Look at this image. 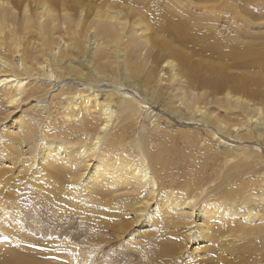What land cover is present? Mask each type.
Here are the masks:
<instances>
[{
	"label": "rangeland",
	"instance_id": "obj_1",
	"mask_svg": "<svg viewBox=\"0 0 264 264\" xmlns=\"http://www.w3.org/2000/svg\"><path fill=\"white\" fill-rule=\"evenodd\" d=\"M10 1L12 13L0 19V74L11 73L7 62H13L16 74L26 77L27 91L12 106L0 93V233L3 222L12 228L1 217L4 208L9 220L18 226L6 240L9 245L3 250L5 256H0V264H18V251L23 264H47L60 260L61 254L73 258L75 264H264V125L260 126L264 115L252 112L250 106L244 108L240 102L231 104L223 97L224 92L240 89L219 81L224 76L247 73L244 77L258 84L246 88L257 86L255 101L264 108V0ZM42 4L54 8L58 15L49 31L39 27L38 7ZM106 9L121 14L125 21L122 39L98 29V16ZM95 41L117 47L108 46L100 55L91 56ZM257 51L263 54V58L257 55L263 59L256 64L260 68L249 65ZM177 52L180 58H175ZM168 53L174 55L171 59L179 64L186 81L178 90L177 81L170 80V70L165 67L159 71L160 59ZM191 65L199 66L202 76L213 81L220 100L213 96V86L208 82L201 85L191 81ZM116 68L120 82L108 79L116 75ZM70 69L71 76H61ZM68 86L75 91L58 98L59 91ZM92 89L115 90L139 107L135 120L125 121L119 110L114 113L108 128L101 132L99 148L104 158L112 154L116 160L122 154L135 165L143 160L149 164V173L160 187L156 189L157 200L150 201L152 219H148V211L141 215L133 210L132 188L117 189L112 182L119 180L97 178L95 170L104 169L106 160L102 164L94 157L89 162L91 167L79 168L68 178L62 169L51 172L43 162L56 157L65 161L66 168L73 167L71 158H76L81 143L75 131L61 128L69 129L68 124H81L82 120L81 116L78 121L65 119L61 106L74 92L91 93ZM193 92L203 94L196 98ZM238 94L245 102L255 103L251 94ZM188 102H195L203 113L190 110ZM90 115L103 117L97 112ZM213 117L230 129H240L234 130L233 136L222 134L207 119L212 121ZM257 125L258 137L242 135H250V131L253 135ZM43 128L53 134L48 139H56L58 146L69 151L61 149L52 154L45 150L42 145L48 140L38 131ZM9 131L12 139L8 138ZM114 133L118 144L110 151L106 149L107 136ZM30 147L42 150L34 164ZM19 152H27L28 158L19 159ZM124 167L118 168L121 176ZM131 174L137 177L128 170V176ZM107 176L119 178L111 173ZM100 182L109 183V189L98 192ZM170 190H175L178 199H194L193 204L183 211L171 210L166 206ZM210 206L220 208L218 223L234 219L242 228H204L205 216L198 210ZM187 210L190 213H185ZM170 211L182 217L186 214L188 224L184 226L182 219L175 217L167 225L165 217ZM200 231L210 232L204 236L198 234ZM168 242L177 244L170 250ZM62 260L57 262L70 264L68 259Z\"/></svg>",
	"mask_w": 264,
	"mask_h": 264
},
{
	"label": "bare ground",
	"instance_id": "obj_2",
	"mask_svg": "<svg viewBox=\"0 0 264 264\" xmlns=\"http://www.w3.org/2000/svg\"><path fill=\"white\" fill-rule=\"evenodd\" d=\"M13 9H14V6H12V2L10 0H0V19L2 21L4 19H7L8 14L10 15L12 13ZM38 9H39V15H40V26H39L40 29L44 30V31L52 30L54 27V23L58 20V15H57L56 10L54 8H50L48 5H45V4L40 5V7H38ZM25 10L28 11V8H25ZM104 11H105V13H104ZM104 11H101L100 15L98 16V19H97L98 24H99L98 29L107 35L117 37L118 39H120L122 34L124 33V30L126 27L125 21L122 20V18L120 17L121 14H119V16L116 14H112V12L109 9H106ZM63 12L68 13L66 10H63ZM185 25H187V24L185 23ZM199 35H200L199 31H197L196 36L199 37ZM85 38H87V37H85ZM95 43H96L95 47H90V49L93 48V51L90 50L91 56L100 55L101 53H103L107 50L108 46H111L114 48L117 47V46L110 45V43H108L106 41L105 42L104 41L103 42H101V41L96 42L95 41ZM66 46H70V45L67 44ZM88 46H86V47H88ZM258 53L259 54L254 55L253 59L251 58V60L249 61V65L256 66V64L260 63V60L264 59L263 54L261 52H258ZM257 55H261V58H263V59H261L260 57L257 59ZM173 56H174L173 54L168 53L165 56L163 55L161 57V59H160L161 65L159 66L161 68L159 69V71L162 72L165 69V67H166V69L168 68L171 72L170 80L171 81H173V80L177 81V84L175 85V90H178V88L182 85V83H184L186 81L182 78V76L180 74L181 68H180L179 64L176 63L173 59H171V57H173ZM175 58H180V54L178 52L176 53ZM184 59L187 62H189V57L186 56ZM6 62H7V60H6ZM7 64H8V66H10V68H12V70H11V73L7 72L3 75L0 74V88L1 87L3 88V89H1L2 91H0V93L4 94L6 101L8 102L9 105L12 106L14 104H18L19 100H22V97L24 96V94L27 91V85H26L27 83L25 82L26 77H20V76H18V74H16V71H15L16 67H15V64L13 62L8 61ZM203 66H205V65H203ZM256 67L260 68V66H256ZM71 69L69 71L62 72L61 76H63V75L71 76V74H70ZM117 74H118V69L116 68V75L113 77H109L108 79H113V80H116L118 82L122 81V80L117 79ZM240 74L241 75H239V76H226V77L224 76V78L219 80V81H221L220 84H224V86L229 85L228 87H231L232 89L236 88V87H238V89H240L236 93H232L231 91L226 90V92H224V94H223V97L226 98V100L232 101L231 104H233L234 102H240V104H242L244 108H246L247 106L248 107L250 106L249 108H250V110H252V112H256L257 114H259V116L264 115V108L259 106L260 102L255 101L256 95H257V93H259V90L257 88H254L257 86H254L252 89L250 88V90H247V88H246L247 86L250 87L251 85H256L258 83H255L251 79H248V76L244 77L245 75H247V73H244V74L240 73ZM160 76H163V74H160ZM256 77H257V80L260 79L259 75H256ZM162 79H163V77L160 78V83L162 82ZM98 81H100V80H98ZM191 81L200 82L201 85H206L208 82L207 85L213 86V88L211 90L213 96L217 97L216 94L218 93L217 92L218 88L215 87V85L211 79L202 76L200 67L197 65H191ZM231 83H235L236 85L231 86L230 85ZM144 86L146 87V84H144ZM67 88L60 90L59 93L57 94L58 95L57 97L59 98L60 95L69 94V93H72L73 91H75L74 89L69 88V86ZM148 88H150V87L148 86ZM146 90H148V89H146ZM151 91L153 93H155L154 89ZM241 91H245V92L251 94L255 103H250L249 101L245 102L243 97L240 94H238ZM203 92H200V93L203 94ZM200 93L193 92L192 94L196 98H198L200 96ZM203 96H205V95H203ZM223 97L221 96L222 99H223ZM217 99L220 100L219 97H217ZM62 104L63 105L61 106V108L64 109V111H65V119L71 120V121H78L79 116H81L82 121L80 122L81 124L70 123V124H68L69 129L61 128V130L64 132L75 131V136L78 137L77 142H80L81 144L79 146V149L77 151H75V154L77 155L76 158H71L72 163L70 165L73 166L72 168H66L63 165L65 163V161H57L58 158H56V157H54L52 160L48 159V158H45L43 160L46 168L51 172H53L57 169H62L64 172V178H68L72 173H74V171H76L79 168L91 167L89 165V162L94 157H95V159L100 158V162L102 164H104L103 160H106V162H105L106 165H105L104 169L99 168L98 170H95L96 172H98L97 178L103 179V178L107 177V178H110L111 180H119L118 182H112L113 186L117 189H122L126 186L129 188H132V190H130V192L134 196L132 198V201H131V206H132L133 210H135L136 212H138L141 215L147 214V211H148L149 212L148 219H152V217L154 216V213L150 212V208H151L150 207V201L155 200V199L157 200L156 189L158 188V191H159L160 187H156L157 182H156L155 178L153 176H151V174L149 173V164L147 165L146 160H143L142 164L135 165L131 160H129L127 157H125L122 154H119L116 160H114V157L112 156V154H107L108 156L106 158H104L102 156V154L100 153V148H99V143L102 139V133L101 132L105 131L108 128V126L110 125V123L112 121V117L117 110L120 111V114L124 115L125 121L127 119H129V121H130L132 119L135 120V118H137V116L139 114V112H138L139 107L136 104V102L133 99L125 100L115 90H99V89L95 90V89H92L91 93L74 92V94L72 96H70V98L65 100ZM79 104L81 105V107ZM187 104H188V107L190 110L196 109L199 113H203V110L201 109V107L198 106L195 102H188ZM114 106L119 107V109H114ZM80 108H81V111H78ZM84 111L88 113L87 116L83 115ZM94 112H97L98 115L103 116L102 119H99V118L94 117L93 115H90L91 113H94ZM204 118H206V117H204ZM207 119L210 120V123H213L214 125H216V127L218 128V131H220L222 134H225V135L230 134L231 136H233L234 130L236 131V130L240 129L237 126H234L232 129H230V126H228L227 124L222 122L218 117H213L212 121L210 118H207ZM250 120L253 122H256V120H254V118H252V117H250ZM126 124H128V123H126ZM32 125L37 127L36 124H32ZM263 125H264V123L262 124V122H261V125H260L261 128ZM255 126L256 125H254L253 127H255ZM125 130H127V128H125L124 131ZM38 131H39V134L44 139L48 140L47 144L44 143L42 145V147H44L45 150H50L52 152V154H58L59 150L61 152V149L64 151V153H67L69 151V149L58 146L56 139H48L47 138V137H50L53 135L51 133L50 129L47 130V129L43 128L42 130L38 129ZM11 134H13V133L9 131L8 132V138L9 139H12L13 135H11ZM87 134H94V136L87 138L86 137ZM242 135H245V137H253V136L258 137V135H260V127L257 125V127L255 128V130L253 132V135H252L251 131H250V135H246L244 133ZM116 136L117 135H115V133L110 135V136H107V137H109V139L107 140L106 149L112 151L116 147V145L118 144V140H117ZM81 137H83L84 140ZM8 143H10V142L8 141ZM140 144H142V143H140ZM141 148L145 149L143 145ZM41 151L42 150H40L39 147H30L29 152L35 156L34 160H32L33 164L37 161L36 160L37 156H40ZM10 152L15 154V152L11 149V147H10ZM89 152H90V155L88 157H86ZM16 155L18 156L19 159H26V158H28L29 154L27 152H19ZM58 156H61V154H59ZM55 159H57V160H55ZM151 164H152V162H151ZM92 165H93V163H92ZM122 165L126 166V167H124V175L123 176H121L118 172V168L121 167ZM94 166H95V164H94ZM128 170L129 171L131 170L132 172H136L137 177L135 178L132 174L128 176ZM107 173L116 174V176L119 178L107 176ZM130 177H134L135 180L132 181L130 179ZM108 185H109V183L100 182V185L98 186V192H102L106 188L109 189ZM169 192H170L171 197H170V201L166 204V206L169 207L171 210H173V208H176V210H178V208H180L179 211H183L182 210L183 207L184 208L189 207L190 204L192 203V200H194L191 198H190L191 200L188 199L189 201L188 200L187 201L181 200V199H178V194L175 193V190H170ZM110 195L111 194H109V196ZM114 196H115V194H114ZM114 196H112V197H114ZM116 196L121 198L122 195L117 194ZM163 198L161 197V199H163ZM161 202H162V200H161ZM161 202L159 203V206L161 205ZM128 205L130 206V203H128ZM1 208H4V206ZM5 209L6 208H4V212H3L1 217L6 218L5 221L9 222V224L11 223L12 228H9V226L2 221L3 222L1 225L2 232L0 233V256H1V258H3L5 256V253L3 252V250L9 245L6 241L8 239V236H10V233L18 227V226H16V224H14V221L12 223L11 220H9L10 217H9L8 213L5 211ZM158 209L159 208H156L155 210L158 211ZM219 209L220 208H217V207L213 208L211 206H210V208H205V209L199 208V210H198L199 215L205 216V218H204L205 222H202L203 223L202 225L204 226V228H208L210 231H215V230H217V231H220V230H230V231L236 230L237 231V230H240L242 228L240 226V224L235 223L234 219H224L218 223V220H219L218 215H221V213H219L220 212ZM174 212L177 215H175L172 211H170L166 214L165 218L168 221L167 225H170L169 223H172V220L175 219V217H180V219H182V223L184 226L188 224V222H186L184 220V218H187L186 214L182 217L179 212H177V211H174ZM185 213H190V212H188V210H187V212H185ZM222 214H224V213H222ZM196 216H198V215H196ZM248 217H250L249 214H248ZM207 218H208V222L206 221ZM153 221L155 222L156 219H153ZM217 224H219V225H217ZM198 225H200V224H198ZM243 230L245 231V228H243ZM209 232L200 231L198 234L202 233L205 236ZM201 236H203V235H201ZM16 239L19 240V238H16ZM10 242H12V239H11V241H9V243ZM19 243H20V241H19ZM19 243L15 242L14 244L17 247H20L21 244L19 245ZM176 244L177 243H172V242L166 243L167 247L170 250H172V248ZM16 254L18 256V258H17L18 264H23L25 260L22 258L19 260L20 252L18 251V252H16ZM48 256H49V254H48ZM60 257H61V259H63L62 260L63 262H64V260L68 259L67 262L69 261L70 264H75V262L73 261V258H71L69 256L61 254ZM61 259L60 260L55 259L54 262H51V261H46V262H48L47 264H59L57 261L60 262ZM30 260L31 259H28L27 261H30ZM77 262H78L77 264H81V263H79V261H77Z\"/></svg>",
	"mask_w": 264,
	"mask_h": 264
}]
</instances>
